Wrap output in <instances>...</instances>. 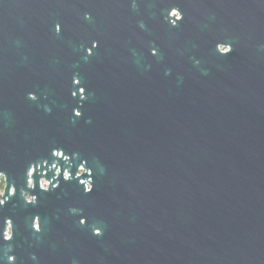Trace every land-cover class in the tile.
<instances>
[{"label":"water","instance_id":"95a60500","mask_svg":"<svg viewBox=\"0 0 264 264\" xmlns=\"http://www.w3.org/2000/svg\"><path fill=\"white\" fill-rule=\"evenodd\" d=\"M35 53L52 111L0 92V264H264V0H0V84Z\"/></svg>","mask_w":264,"mask_h":264},{"label":"flooded vegetation","instance_id":"af4514ba","mask_svg":"<svg viewBox=\"0 0 264 264\" xmlns=\"http://www.w3.org/2000/svg\"><path fill=\"white\" fill-rule=\"evenodd\" d=\"M147 8V7H145ZM177 8H173L170 11L171 22L176 23L173 18L180 17ZM147 9L139 16L138 19H131L129 25V37L132 42L131 54L141 56L142 61H154V56L161 53V37L162 30L165 23V16L159 12L151 15ZM230 48L229 45L219 44V49L227 51ZM32 63L25 64L22 68V74H13L9 77L1 78L0 92L1 102L5 109H17L22 108L24 111H28L35 114L44 113L46 116L53 109V84L52 77L50 75V63L47 53L44 58L40 57L37 53L33 55ZM40 61L43 69L41 70ZM83 87V86H80ZM73 92H76L75 90ZM83 96V94H82ZM84 171L82 165L79 166L77 175ZM33 172V167L29 171V175ZM45 172V170H44ZM66 174V173H65ZM68 175V174H66ZM50 180L46 177L40 178V184L43 188H48ZM33 184V180L29 177V185ZM6 180L5 175H0V198L5 191ZM91 184L86 182V189L89 190ZM13 190V186L11 187ZM33 196L27 194L26 199L31 200ZM75 210L81 212L76 223H70L75 226L77 231L81 230V225L85 224L86 218L83 215L82 210L76 207ZM37 216L34 220V227H37ZM72 222V221H70ZM10 231V227H9ZM96 233V229H94ZM71 255V254H70ZM34 257L35 254H34ZM67 264H82V260L79 256H70Z\"/></svg>","mask_w":264,"mask_h":264},{"label":"snow or ice","instance_id":"6c2138e0","mask_svg":"<svg viewBox=\"0 0 264 264\" xmlns=\"http://www.w3.org/2000/svg\"><path fill=\"white\" fill-rule=\"evenodd\" d=\"M55 30L57 31V32H59L60 31V25L59 24H57L56 26H55ZM95 47H96V45L95 44H93L92 45V48H90L89 49V56H91V53H92V51L95 49ZM74 83L77 85V86H79L80 84H81V81L80 80H78V79H76V80H74ZM85 88L84 87H79V93L81 94H83V96H84V94H85ZM72 95L73 96H76L77 95V93L76 92H73L72 93ZM81 115V112L80 111H76L75 112V116L76 117H79ZM12 238V237H11ZM5 239H8V238H6L5 237ZM15 258H13V260H14Z\"/></svg>","mask_w":264,"mask_h":264},{"label":"clouds","instance_id":"9594fccd","mask_svg":"<svg viewBox=\"0 0 264 264\" xmlns=\"http://www.w3.org/2000/svg\"><path fill=\"white\" fill-rule=\"evenodd\" d=\"M6 238H11V233L10 232L7 234Z\"/></svg>","mask_w":264,"mask_h":264}]
</instances>
